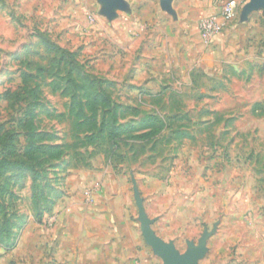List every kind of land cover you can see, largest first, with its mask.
Wrapping results in <instances>:
<instances>
[{"label": "rangeland", "instance_id": "rangeland-1", "mask_svg": "<svg viewBox=\"0 0 264 264\" xmlns=\"http://www.w3.org/2000/svg\"><path fill=\"white\" fill-rule=\"evenodd\" d=\"M118 1L0 0V152L19 157L30 130L42 144L70 143L92 77L119 125L141 133L147 117L159 121L155 137L126 140L113 158L102 144L87 149V167L73 168L71 152L44 165L36 204L29 171L2 175L0 264H58L40 249V226L80 183L84 204L105 183L128 197L144 264H163L141 235L132 179L152 230L180 253L216 226L198 264H264V11L242 17L249 0H238L235 20L206 45L197 25L221 0Z\"/></svg>", "mask_w": 264, "mask_h": 264}, {"label": "crops", "instance_id": "crops-1", "mask_svg": "<svg viewBox=\"0 0 264 264\" xmlns=\"http://www.w3.org/2000/svg\"><path fill=\"white\" fill-rule=\"evenodd\" d=\"M84 184L77 185V192L72 187L74 196L58 202V213L44 217L39 232L46 259L53 257L58 264H144L130 199L113 196L109 183H105L92 202L84 204ZM26 237L24 233V242Z\"/></svg>", "mask_w": 264, "mask_h": 264}, {"label": "trees", "instance_id": "trees-1", "mask_svg": "<svg viewBox=\"0 0 264 264\" xmlns=\"http://www.w3.org/2000/svg\"><path fill=\"white\" fill-rule=\"evenodd\" d=\"M38 38L47 51L59 53L62 56L68 55L73 60L70 53L51 42L46 35L39 34ZM88 84L86 92L82 95L85 102L84 104L79 103L78 112L74 117L70 143L42 144L43 134L30 130L28 143L19 157H12L11 153L0 152V177L6 173L24 170L32 174L34 204L37 198L36 188L41 192L48 187L47 184L40 185L41 178L45 175L44 165L57 161L71 152L70 160L73 168L87 167L93 156L92 152L87 151L89 147L105 144L107 146L106 156L113 158L116 150L119 149V144L126 145V140L150 141L159 131V128L153 124L159 122L154 116L147 117L146 128L148 130L141 133L135 132L133 125H119L116 114L117 106L111 102L110 95L102 88L103 82L92 77L88 79Z\"/></svg>", "mask_w": 264, "mask_h": 264}, {"label": "water", "instance_id": "water-1", "mask_svg": "<svg viewBox=\"0 0 264 264\" xmlns=\"http://www.w3.org/2000/svg\"><path fill=\"white\" fill-rule=\"evenodd\" d=\"M107 9L119 4L118 0H104ZM172 0H161L164 7H169ZM262 9L264 11V0H249L244 6L242 11V17L247 16L249 13L255 10ZM133 185V198L138 211V222L140 224V231L144 242L152 249L153 253L159 257L163 264H198L207 253L206 242L208 238L215 232L216 226L212 231L204 230L201 237L198 239L197 244L193 241L186 242V251L180 253L173 242H165L158 237L151 226L153 220L149 219L144 206L140 193L137 189L136 182L132 179Z\"/></svg>", "mask_w": 264, "mask_h": 264}, {"label": "built area", "instance_id": "built-area-1", "mask_svg": "<svg viewBox=\"0 0 264 264\" xmlns=\"http://www.w3.org/2000/svg\"><path fill=\"white\" fill-rule=\"evenodd\" d=\"M240 8L238 0H221L214 12L202 19L197 30L204 44H212L225 28L235 20Z\"/></svg>", "mask_w": 264, "mask_h": 264}]
</instances>
